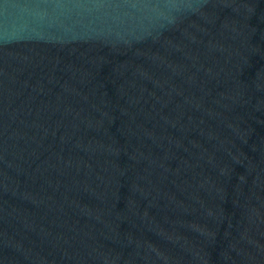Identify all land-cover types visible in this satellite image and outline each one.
Segmentation results:
<instances>
[{
	"label": "water",
	"instance_id": "1",
	"mask_svg": "<svg viewBox=\"0 0 264 264\" xmlns=\"http://www.w3.org/2000/svg\"><path fill=\"white\" fill-rule=\"evenodd\" d=\"M0 264H264V0H0Z\"/></svg>",
	"mask_w": 264,
	"mask_h": 264
}]
</instances>
